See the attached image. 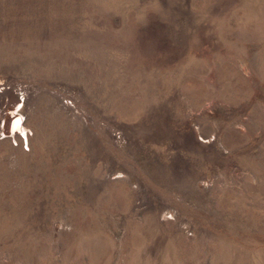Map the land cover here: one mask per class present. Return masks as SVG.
<instances>
[{"label":"rangeland","instance_id":"rangeland-1","mask_svg":"<svg viewBox=\"0 0 264 264\" xmlns=\"http://www.w3.org/2000/svg\"><path fill=\"white\" fill-rule=\"evenodd\" d=\"M0 264H264V0H0Z\"/></svg>","mask_w":264,"mask_h":264},{"label":"water","instance_id":"water-1","mask_svg":"<svg viewBox=\"0 0 264 264\" xmlns=\"http://www.w3.org/2000/svg\"><path fill=\"white\" fill-rule=\"evenodd\" d=\"M19 120V119H18Z\"/></svg>","mask_w":264,"mask_h":264}]
</instances>
